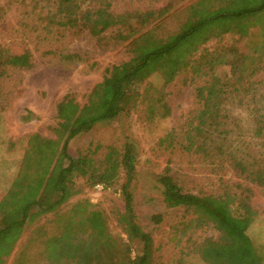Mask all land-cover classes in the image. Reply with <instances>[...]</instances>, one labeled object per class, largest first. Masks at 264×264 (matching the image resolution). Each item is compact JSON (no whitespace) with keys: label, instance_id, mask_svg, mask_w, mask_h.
<instances>
[{"label":"trees","instance_id":"16d2710c","mask_svg":"<svg viewBox=\"0 0 264 264\" xmlns=\"http://www.w3.org/2000/svg\"><path fill=\"white\" fill-rule=\"evenodd\" d=\"M174 1L117 12L113 10V0H8V10L16 3L17 31L34 36L39 48L44 43L43 56L59 57L63 61L82 60L85 56L70 52L64 40L82 33L101 39L109 32L107 38L129 41L132 56L119 67L121 75L114 83L111 101L103 115L70 125L62 106L73 104V100L66 99L58 104L61 122L52 128L53 138L37 132L28 134L19 171L0 199V264H6L26 227L37 224L45 215L48 223L58 225L57 232L42 241L51 264H62L64 260L68 264H154L152 232L142 228L135 212L134 145L129 141L121 149L109 145L101 153L102 146L97 144L73 156L70 144L96 124L139 110L141 105L145 106L150 120L169 117L171 108L164 87L181 76L186 83L194 85L197 107L184 127L170 130L160 138V143L171 151L180 150L196 157L205 172L217 178L225 191L241 204L239 219L248 220L254 214V187L264 190V140L253 152L239 151L230 138L235 129L227 106L245 101L262 82L264 0H196L185 8L187 15L178 30L164 32L162 27L175 9ZM5 8H0V20L6 15ZM211 41H216V45L209 46ZM36 65L31 51L16 54L0 44V91L5 101L10 103L13 99L15 88L9 87L12 79L15 86L22 83V79H14L15 72L30 71ZM225 67L228 70L220 73ZM155 74L164 80L162 87L150 81ZM215 80L216 85L212 83ZM201 112L205 115L195 125L196 129L191 128ZM257 121L258 126L263 125L259 137L264 139V121ZM121 172L124 173L120 192L126 209V229L135 246L126 245L122 253L105 250L104 246L100 251L104 239L111 240L113 236L97 218L98 213L62 225L63 210L71 198L82 193L79 180H84L88 187L103 184L107 188L115 184ZM159 183L166 208L198 213L199 196L183 188L170 165ZM208 212L213 214L211 210ZM152 219L160 225L163 215L155 214ZM229 226L235 233L245 232L243 223L233 222ZM44 229V226L35 228L36 239L47 235ZM93 242L95 247L91 246ZM107 252L109 256L102 258ZM252 252L254 264H262L255 247Z\"/></svg>","mask_w":264,"mask_h":264},{"label":"rangeland","instance_id":"374dc122","mask_svg":"<svg viewBox=\"0 0 264 264\" xmlns=\"http://www.w3.org/2000/svg\"><path fill=\"white\" fill-rule=\"evenodd\" d=\"M165 1L113 0V10L121 12L129 8H142L150 3L159 5ZM195 1L175 0V9L170 12L162 31L178 30L187 15L185 8ZM2 6H6V15L0 20V44L8 46L16 54L31 51L37 65L30 71L15 72L14 79L20 78L22 83L15 86L12 79L9 86L15 88L12 102L5 101L0 91V199L7 193L19 171L28 134L37 132L53 138L52 128L61 122L58 117V104L66 99L73 100V104L62 106V110L68 115L66 122L70 125L103 115L111 101L114 83L121 75L119 67L132 56L129 41L107 38V35H111L110 32L101 39L82 33L64 40L70 52L85 56L82 60L63 61L59 57L43 56L44 43L40 44V49L34 36L27 33L24 36L17 31L16 3L8 10V0H0V8ZM261 20L264 22V16ZM208 44L214 46L216 41ZM227 70L225 67L219 72L224 73ZM261 80L257 90L245 101L227 106L235 129V134L230 137L231 141L243 153L259 149L264 140L259 137L260 126L263 125L257 124V120L264 121V76ZM150 81L159 87L164 85L162 77L156 74ZM217 82L215 80L212 83L216 85ZM164 88L165 99L171 108L169 117L150 120L145 106L141 105L139 110L123 114L115 120L100 122L89 132L73 139L70 153L76 156L79 151L86 152L97 144L102 146L101 153L109 145L119 149L126 141L134 145L137 155V176L133 185L135 212L137 222L142 228L152 232L154 264H254V247L264 264V190L254 187V214L248 220L239 219L242 213L241 204L225 191L217 178L205 172L196 157L186 155L180 150L171 151L160 143V138L167 132L174 129L179 131L184 127L191 112L197 107L194 85L186 83L183 76ZM204 115L201 112L191 128L196 129L195 125ZM167 165H170L173 176L186 191L199 196L201 204L197 209L198 213L165 207L159 179ZM123 174L121 172L115 184L102 190L88 187L84 180H79L82 193L71 198L63 210L62 225L86 220L93 215L92 212L98 213L97 218L113 236L111 240L104 239V245L100 244V251L105 248L122 253L126 245L135 246L126 229V209L120 192ZM208 210L213 211V214ZM155 214L163 215L160 225L153 222L152 217ZM47 220L48 216L45 215L37 224L26 227L22 238L7 257L6 264L52 263L48 252L44 251L42 241L56 233L58 225L48 223ZM233 222L243 223L245 232L235 233L229 226ZM40 226L45 227L47 235L39 240L33 232ZM91 246L95 247L94 242ZM219 252L221 256L218 255ZM92 254L91 252L90 256ZM131 255L134 257L135 251ZM108 256L107 252L102 258ZM62 264L68 262L64 260Z\"/></svg>","mask_w":264,"mask_h":264},{"label":"built area","instance_id":"2783aa9c","mask_svg":"<svg viewBox=\"0 0 264 264\" xmlns=\"http://www.w3.org/2000/svg\"><path fill=\"white\" fill-rule=\"evenodd\" d=\"M104 188H105V186L103 184H98L95 186V189H97V190H102Z\"/></svg>","mask_w":264,"mask_h":264}]
</instances>
